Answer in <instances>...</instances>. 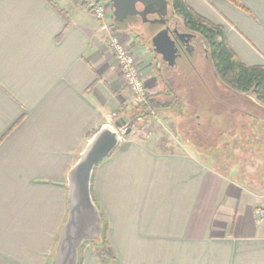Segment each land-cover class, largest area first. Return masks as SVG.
Instances as JSON below:
<instances>
[{
  "label": "crops",
  "instance_id": "crops-1",
  "mask_svg": "<svg viewBox=\"0 0 264 264\" xmlns=\"http://www.w3.org/2000/svg\"><path fill=\"white\" fill-rule=\"evenodd\" d=\"M186 2L222 26L243 64L264 66V0H240L248 12L226 0ZM118 34L135 47L148 94L170 101L164 91L179 77L164 74L169 65L151 41ZM108 44L79 0H0V264H51L69 214L71 167L97 130L127 127L123 113H134ZM171 111L160 117L178 137L182 117ZM242 130L237 169L224 153L164 147L159 132L123 137L92 180L113 264H264L255 211L264 206V150ZM93 254L78 255L99 264Z\"/></svg>",
  "mask_w": 264,
  "mask_h": 264
},
{
  "label": "rangeland",
  "instance_id": "rangeland-1",
  "mask_svg": "<svg viewBox=\"0 0 264 264\" xmlns=\"http://www.w3.org/2000/svg\"><path fill=\"white\" fill-rule=\"evenodd\" d=\"M175 21L176 20L172 22L176 23V25L179 28L181 24V19L178 20V23ZM133 29H135L134 31H136L137 34L141 33V30L138 29L137 26H134ZM142 31L147 34L148 31L151 32L153 31V29L151 28L147 29L145 27L143 28ZM120 37L124 41V39L122 38L123 36ZM195 39H197V37ZM145 41H146L144 42L145 44H149L148 43L149 41L147 40ZM130 48L132 50L133 49L136 50L135 47L131 45ZM203 49L201 48V50ZM208 57H209L208 53L200 52L195 55H192V59L190 58V60H187L186 58H181L177 60L176 65L169 66L168 68L166 66V68L163 69L165 71L164 72L165 75L168 76L174 75V78L175 76L179 77V78H175V79H179V81L175 80L173 82L174 86L172 87L173 90H171L174 91L175 95H177V97L179 98L180 105L182 106L181 108H183V111L185 112V114H183L184 116L180 119L181 132H179L180 135H178V137L174 136V132L176 131L175 129L172 128L173 127L172 122L169 123L171 124L170 127L165 121H162L161 118L163 117H160V115H162L160 113L161 111L155 112V114H150L146 117L145 116L136 117L135 113L130 114L129 118H133L135 116L134 127H132L130 130L131 132L137 134L138 136H147L146 132L148 131L159 132L160 134L158 136L162 137V141L164 142L163 145L164 147L165 145L167 146L169 144L173 145L172 144L173 142L176 146L180 148L182 146H188L193 144L194 146H196L197 149H199L198 152H200V154L202 155H205L207 149L210 152L213 151L214 154L217 153L218 155L219 154L223 155L224 153V155L226 154L228 158H225L226 160L224 161L223 159L220 160L223 161L224 163H227L228 166L233 165L232 168L237 169L238 167H240L239 149L245 147L240 144L239 137H240L241 129H243L242 134H246L248 136L255 135L256 133L257 136L253 138L255 139L258 137V139L260 140L259 142L261 143H259L258 145L257 143H251L250 145L251 148L264 150V105L262 103H259L255 99V96L252 93L237 94L231 91L226 92L227 90L224 89V86L216 78L213 65H211L212 62L209 60ZM201 79L202 80L206 79L205 80L206 84L202 83ZM197 82H200L203 87L207 88L206 90L208 93L210 91L208 90L209 87L212 86H214L217 90H219V93L220 91H223L222 93L225 94L227 100V105L223 108V111L225 113L223 112L224 116L223 119L220 121V123L224 124V126L227 127H225L223 131L220 132V134H216L213 138L212 137L208 138L207 128H209L208 125H213L212 122L214 121V119L208 121V117L211 116L212 114H216L217 112L212 108V106H211V109L213 111V112L211 111L212 114L209 111L205 112L203 110L202 105H199L198 103H194V98L191 102V97L187 95V93L189 94V91H191L190 93L193 94L195 93L196 90L195 88L194 89L192 88V85L197 86ZM194 96H196V93ZM132 98H133V94H132ZM210 100L211 98L209 97V101ZM132 101H133L131 102L132 108L142 106L140 104H137L134 100ZM176 110L178 109L173 108L172 109L173 113L171 111V115L174 116V118H176V116L179 114L178 112H176ZM122 129L126 130L127 132L129 128L124 127L119 129L118 131L121 135H122L121 132ZM209 129H212L209 130L211 132L209 134L213 135L215 133V129L213 128H209ZM168 142L169 144H167ZM216 162H217L216 160H212L211 164L215 165ZM102 245L103 244L99 246L102 247ZM86 247H91L93 249V245L90 242H86L80 247L78 254L79 252L82 253L83 249H85ZM78 261L79 264L82 263V259L79 257V255H78Z\"/></svg>",
  "mask_w": 264,
  "mask_h": 264
},
{
  "label": "trees",
  "instance_id": "trees-1",
  "mask_svg": "<svg viewBox=\"0 0 264 264\" xmlns=\"http://www.w3.org/2000/svg\"><path fill=\"white\" fill-rule=\"evenodd\" d=\"M226 1L233 4L237 8H240L248 12V9L242 4V2H240V0H226ZM169 2L170 4L168 5L170 11L167 18H169L170 22L176 20L175 22L177 23L178 20L181 19V24L179 27L180 31L184 33L192 34L195 36L194 38L197 37L196 41L201 43L202 48H204V50L206 49V53H208L209 56L208 58L212 62L211 65H213V69L216 74L215 76L219 80V82L224 86V89L227 90L226 92L231 91L237 94L252 93L255 96V99L259 103H262L264 105V66H255V65L248 66L246 64H243V62H241L238 56L234 52H232L233 50L231 49V47L229 46L226 40L227 38L225 36V32L222 26L219 25L215 26V24L211 23L204 17L197 14L194 10H192L189 7L186 0H169ZM138 9L142 10L143 7L139 5ZM113 19L114 18L112 17L111 18L112 32L117 33L120 31L121 32L128 31V32L136 33V31H134L135 29L133 28L134 26H137L138 29L141 30V33H138V35H141L142 40H147L149 42L151 41L152 37L156 33H158L160 29H162V26L158 24H143L141 19H139L138 17H130L123 23L115 22ZM151 19H153V17H151ZM145 27L147 29L151 28L153 29V31L151 32L148 31V33L146 34L142 31L143 28ZM205 80L206 79L203 80L201 79V82L206 84ZM213 87L214 86L209 87L208 90H210V93H208L206 90L207 88L203 87L200 82H197V86L192 85V88L193 89L195 88L196 90L195 91L196 96H194V98L196 99L195 103L202 105L203 110L205 112L209 111L212 114L213 112L211 109L212 106V108L218 113V115L217 113L212 114L211 116L208 115L209 116L208 121L214 119V121L212 122L213 125H208V126L209 128L215 129V133L212 135L209 134L211 133L209 130L212 129L207 128L208 138L211 137L213 138L216 134H220V132H222L225 127H227L224 126V124L220 123L225 113L223 111V108L227 105L225 94L221 92L219 93V90ZM164 94L170 97V101L165 102L162 100H158L157 98L149 95L148 105L150 106V108L153 109L155 112L163 111L164 109L166 110L167 108L170 109L177 108L178 110H176V112H178L180 116L183 117L184 116L183 114H185V112L183 111V108H181L182 106L180 105L179 98L169 88L167 89V91H164ZM210 95L212 99L209 101ZM133 112L135 113L136 117H140V116L146 117L151 114V112L148 110V107L143 105L134 108ZM123 115L124 118L128 119V123L126 126L129 129L125 137L129 138L132 134L130 129L134 127L135 116L133 118H129L130 113H128L127 111H124ZM92 192H93V183H92ZM102 219H103L102 238L97 241H87V242H90L93 245L94 255L99 264H113L115 260V255L112 254L111 247L107 242L108 241L107 223L104 217H102ZM84 243L86 242H83V244ZM101 244H103L102 247L99 246ZM77 264H79V261Z\"/></svg>",
  "mask_w": 264,
  "mask_h": 264
},
{
  "label": "water",
  "instance_id": "water-1",
  "mask_svg": "<svg viewBox=\"0 0 264 264\" xmlns=\"http://www.w3.org/2000/svg\"><path fill=\"white\" fill-rule=\"evenodd\" d=\"M107 1L112 4L115 22L123 23L130 17H138L143 24H158L164 27L152 37L150 43L154 52L169 66L176 64L178 56L176 38L182 42L187 37H195L174 29L175 39L172 38L168 26L170 20L167 18L170 11L169 0ZM139 5L143 7L142 10L138 9ZM125 121L128 123L127 118ZM122 139L123 136L116 127L110 124L103 125L86 143L78 160L71 167L66 181L69 191V214L56 243L51 264H77V254L83 242L97 241L101 238L103 219L91 193L92 180L97 166L115 153Z\"/></svg>",
  "mask_w": 264,
  "mask_h": 264
},
{
  "label": "built area",
  "instance_id": "built-area-1",
  "mask_svg": "<svg viewBox=\"0 0 264 264\" xmlns=\"http://www.w3.org/2000/svg\"><path fill=\"white\" fill-rule=\"evenodd\" d=\"M80 3L87 9L94 20L100 23L101 29L109 34V44L113 57L116 60L118 69L121 70L129 93L133 94V100L140 105L147 106L151 114L155 111L150 108L148 99V90L146 86L145 75L140 68L139 62L132 49L125 44L121 37L112 32L111 22L108 20V13L110 11L111 3L107 0H79ZM113 114L111 118L116 117ZM122 135L125 136L126 130H121ZM256 211V216L259 222L264 221V206L259 207Z\"/></svg>",
  "mask_w": 264,
  "mask_h": 264
},
{
  "label": "flooded vegetation",
  "instance_id": "flooded-vegetation-1",
  "mask_svg": "<svg viewBox=\"0 0 264 264\" xmlns=\"http://www.w3.org/2000/svg\"><path fill=\"white\" fill-rule=\"evenodd\" d=\"M169 26V30L172 33V38L175 39V35H174V29H177L180 33H184L182 31H180V29L178 28V26L176 25V23L173 22H169L168 23ZM164 27H162L163 29ZM197 39L195 38H191V37H187L186 39H184V41L179 42L176 38V44H177V48H178V56H177V60L181 59V58H186L187 60H190V58L192 59V55H195L197 53H202V52H206V50H204L202 48L201 43H199L198 41H195ZM201 48L203 50H201Z\"/></svg>",
  "mask_w": 264,
  "mask_h": 264
}]
</instances>
